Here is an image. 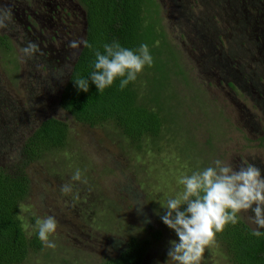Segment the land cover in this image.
Segmentation results:
<instances>
[{"label": "rangeland", "instance_id": "rangeland-1", "mask_svg": "<svg viewBox=\"0 0 264 264\" xmlns=\"http://www.w3.org/2000/svg\"><path fill=\"white\" fill-rule=\"evenodd\" d=\"M156 2L160 68L140 73L139 96L155 100L148 105L163 120L157 137L133 144L110 124L74 122L58 106L78 52L69 44L84 36L76 0H0L14 15L0 30L10 47L0 50V167L20 163L22 143L42 119L68 127L63 147L25 165L18 213L27 236L37 219L54 217L57 247L40 241L20 264H98L130 236L150 241L141 264H173L167 251L178 237L160 217L183 191L182 176L216 159L253 163L264 176V0ZM29 42L38 51L26 57ZM77 169L86 184L71 179ZM69 183L72 193L62 194ZM250 216L240 219L255 229ZM201 264L231 263L217 243Z\"/></svg>", "mask_w": 264, "mask_h": 264}, {"label": "trees", "instance_id": "trees-1", "mask_svg": "<svg viewBox=\"0 0 264 264\" xmlns=\"http://www.w3.org/2000/svg\"><path fill=\"white\" fill-rule=\"evenodd\" d=\"M83 12L84 36L93 47L80 46L68 76L59 92L58 106L74 122L96 127L110 124L119 133L137 144L142 138L157 137L162 125L159 109H154L143 96L139 85L144 75H138L123 90L117 79L113 85L99 92L91 83L90 73L95 61L94 49L103 52L105 43L118 41L124 48L137 50L147 44L159 70L158 53L163 32L158 28V4L156 0H76ZM0 50H10L7 38L0 36ZM150 70L145 67L143 72ZM89 81L88 92L79 91L76 80ZM155 78V77H153ZM68 133L67 124L59 119H42L24 139L21 161L14 169L0 167V264H20L31 251L40 248L37 232L26 235L19 219V206L28 192V179L24 167L44 153L64 146ZM254 229L241 219L229 225L216 240L231 264H264V235L252 236ZM264 232V229L261 230ZM150 241L130 236L124 247L113 257L102 259L98 264H141Z\"/></svg>", "mask_w": 264, "mask_h": 264}, {"label": "clouds", "instance_id": "clouds-1", "mask_svg": "<svg viewBox=\"0 0 264 264\" xmlns=\"http://www.w3.org/2000/svg\"><path fill=\"white\" fill-rule=\"evenodd\" d=\"M13 20L12 9L0 6V30L8 29ZM81 45L93 47L86 40L79 39L71 41L69 47L78 50ZM37 51L38 46L32 42L21 49L26 57ZM94 56L90 80L99 92L112 86L117 79L123 90L146 66L152 67L154 63L147 44H141L134 51L113 41L103 45V52L94 49ZM74 84L79 91L86 93L89 90L87 79L80 78ZM71 179L87 183L86 179L82 180L80 169ZM179 183L183 191L167 200L166 210L160 217L162 223L178 237V242L169 241L167 251L168 260L173 264H201L206 249L216 246L217 234L229 225L235 226L242 213H251L249 219L256 225L252 236L259 238L264 235L261 231L264 229V176L253 163L234 166L231 161L216 159L213 166L182 176ZM72 191L70 183L61 186L62 194ZM34 227L45 247H57L52 239L58 228L54 217L37 219Z\"/></svg>", "mask_w": 264, "mask_h": 264}]
</instances>
